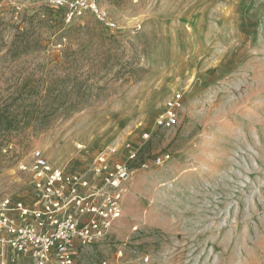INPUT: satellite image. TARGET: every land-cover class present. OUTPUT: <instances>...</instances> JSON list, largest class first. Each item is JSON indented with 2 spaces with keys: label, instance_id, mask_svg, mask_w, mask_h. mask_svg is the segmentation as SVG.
I'll return each mask as SVG.
<instances>
[{
  "label": "rangeland",
  "instance_id": "1",
  "mask_svg": "<svg viewBox=\"0 0 264 264\" xmlns=\"http://www.w3.org/2000/svg\"><path fill=\"white\" fill-rule=\"evenodd\" d=\"M96 1L115 28L41 1L0 15V202L34 200L33 150L88 175L134 148L121 218L75 264H264V0Z\"/></svg>",
  "mask_w": 264,
  "mask_h": 264
},
{
  "label": "built area",
  "instance_id": "2",
  "mask_svg": "<svg viewBox=\"0 0 264 264\" xmlns=\"http://www.w3.org/2000/svg\"><path fill=\"white\" fill-rule=\"evenodd\" d=\"M36 1L61 9L65 22L90 14L97 22L116 27V21L96 0H0V15ZM180 98L178 93L166 102L156 124H175ZM117 151L110 147L97 152L86 175L66 172L48 161L42 150H33L29 162L21 163L19 169L30 173L34 200L5 198L0 202V264H6L11 253L25 256L32 264H75L80 249L105 238L122 216L129 161L138 153L129 148L124 160H119ZM167 159L168 154L158 155L153 164Z\"/></svg>",
  "mask_w": 264,
  "mask_h": 264
},
{
  "label": "crops",
  "instance_id": "3",
  "mask_svg": "<svg viewBox=\"0 0 264 264\" xmlns=\"http://www.w3.org/2000/svg\"><path fill=\"white\" fill-rule=\"evenodd\" d=\"M66 156V155H65ZM64 155H62L58 160L60 161L59 164H62V160H63V157H65Z\"/></svg>",
  "mask_w": 264,
  "mask_h": 264
}]
</instances>
